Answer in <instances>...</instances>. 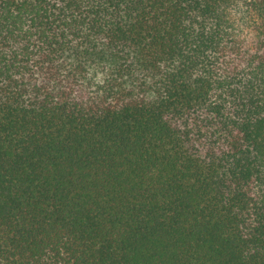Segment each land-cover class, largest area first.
<instances>
[{"label": "trees", "instance_id": "1", "mask_svg": "<svg viewBox=\"0 0 264 264\" xmlns=\"http://www.w3.org/2000/svg\"><path fill=\"white\" fill-rule=\"evenodd\" d=\"M0 264H264V0H0Z\"/></svg>", "mask_w": 264, "mask_h": 264}]
</instances>
